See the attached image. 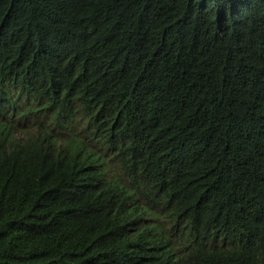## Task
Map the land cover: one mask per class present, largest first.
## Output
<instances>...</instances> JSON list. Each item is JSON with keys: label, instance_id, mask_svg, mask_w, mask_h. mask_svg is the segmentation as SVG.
I'll return each mask as SVG.
<instances>
[{"label": "trees", "instance_id": "obj_1", "mask_svg": "<svg viewBox=\"0 0 264 264\" xmlns=\"http://www.w3.org/2000/svg\"><path fill=\"white\" fill-rule=\"evenodd\" d=\"M0 264H264V0H0Z\"/></svg>", "mask_w": 264, "mask_h": 264}]
</instances>
